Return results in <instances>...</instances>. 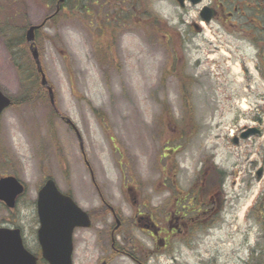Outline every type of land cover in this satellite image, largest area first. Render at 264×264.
<instances>
[{"label": "rangeland", "instance_id": "1", "mask_svg": "<svg viewBox=\"0 0 264 264\" xmlns=\"http://www.w3.org/2000/svg\"><path fill=\"white\" fill-rule=\"evenodd\" d=\"M56 2L0 0V89L14 101L0 138L23 159L30 192L51 177L91 214L92 227L75 232L74 264H256L264 256V78L256 49L222 38L216 23L198 32L199 9L183 17L168 0L79 7L68 0L36 38L61 115L54 119L48 90L31 83L37 78L23 44L10 36L41 25ZM252 127L262 134L234 144ZM224 182L211 230L177 236L169 255L147 258L151 240L135 224L137 213L165 226L189 203L214 198L217 208L218 194L209 192ZM113 213L124 222L114 238ZM5 215L0 210V221ZM14 218L38 253L34 211L21 207Z\"/></svg>", "mask_w": 264, "mask_h": 264}, {"label": "flooded vegetation", "instance_id": "2", "mask_svg": "<svg viewBox=\"0 0 264 264\" xmlns=\"http://www.w3.org/2000/svg\"><path fill=\"white\" fill-rule=\"evenodd\" d=\"M121 1L125 2V0ZM168 1L175 6L176 10L179 11V14L183 17H186V13L191 10L199 9L197 17L199 19V25L194 26L195 30L198 32H202L204 26H211L216 23L217 31L222 34V38L224 37L226 40H236L240 38L242 41L249 43V47L256 49L258 62L260 60V74L262 78H264V62L262 61V58H264V0H199L198 4L195 3V0ZM202 13H204L203 16ZM208 17H211L210 22L206 21ZM257 74L259 75V71ZM56 114L59 113L56 111ZM246 131H248V128L243 129L239 136L233 138L234 144H239V137ZM261 134L262 130H260V135ZM235 138L238 140V143H236ZM8 144V142L0 138V181L16 178L24 185V191L16 197L14 208H9V204L0 198V210L6 214V218H2V221H0V228L19 229L24 237V244L28 248L26 236L27 227H24L23 230L21 226L17 225L14 213L21 207L30 208L34 211L35 230L33 234L37 237L39 228L37 212L38 195L45 183L53 178L46 177L45 180L43 179L44 182L34 190V193L30 192L21 176V174L24 173L23 159L18 154L16 148L10 147ZM224 185L225 182L212 185L213 187L209 193L218 194L217 200H219ZM213 201L214 198H212V200L209 199V201L205 199V201H202L199 205L195 203V206L189 203L188 206L183 207V213H175L174 220L170 217H166L164 221L165 226L157 222V219L152 215H148L144 212L137 213L135 215V224L138 225L143 234L151 240L152 250L147 253V258L155 255H169L172 250L173 241L177 236H180L183 241H186V239L193 237L199 231L204 232L206 229L211 230L217 221L215 215L222 209L220 200L219 203H217V208L210 206L215 203ZM208 206H210L211 209H207ZM113 215L117 224V228L112 235L114 238L115 234L124 226V222L114 213ZM113 249L118 252L121 251L118 250L116 239H113ZM36 251L41 254L39 244L36 246ZM123 254H125V252ZM135 262H138V260L135 259Z\"/></svg>", "mask_w": 264, "mask_h": 264}, {"label": "water", "instance_id": "3", "mask_svg": "<svg viewBox=\"0 0 264 264\" xmlns=\"http://www.w3.org/2000/svg\"><path fill=\"white\" fill-rule=\"evenodd\" d=\"M195 3H199V0H195ZM210 20L211 17H208L207 21ZM44 25L31 27L27 31L26 39L42 74L43 85L48 88L52 105H55L53 89L49 86L42 70L36 46V31ZM12 104V99L0 89V117ZM67 122L72 124L70 120ZM259 133L258 129H250L242 135V138L248 139ZM261 174L262 171L258 173L259 178ZM22 192L23 188L17 180L12 178L0 181V198L10 207H14V200ZM38 213L41 224L38 239L44 259L49 264H74V232L77 228L92 227L88 213L83 211L70 196L62 194L53 181H49L39 194ZM38 260V257L25 249L19 230L0 229V264H38Z\"/></svg>", "mask_w": 264, "mask_h": 264}, {"label": "trees", "instance_id": "4", "mask_svg": "<svg viewBox=\"0 0 264 264\" xmlns=\"http://www.w3.org/2000/svg\"><path fill=\"white\" fill-rule=\"evenodd\" d=\"M10 38H11L10 39L11 41H21L22 42L21 44H23L22 46L24 48V54L29 58L30 68H31V70L33 72H35V77L37 78L35 80L32 79L31 83L36 84L38 87L43 86L42 82L40 81V76L41 75L39 73L38 67H37L35 61L33 60V58H31V56H30L31 52L29 50V45L26 42L24 31L18 36L19 40H17L18 39L17 37H16L17 39L14 38V36H10ZM14 47H17V43L14 44ZM28 97L29 96H25V97L21 98V100L22 101H27ZM15 102L17 103V100H15ZM256 264H264V256L257 258L256 259Z\"/></svg>", "mask_w": 264, "mask_h": 264}, {"label": "bare ground", "instance_id": "5", "mask_svg": "<svg viewBox=\"0 0 264 264\" xmlns=\"http://www.w3.org/2000/svg\"><path fill=\"white\" fill-rule=\"evenodd\" d=\"M60 2V0H58V2H56L57 4Z\"/></svg>", "mask_w": 264, "mask_h": 264}]
</instances>
